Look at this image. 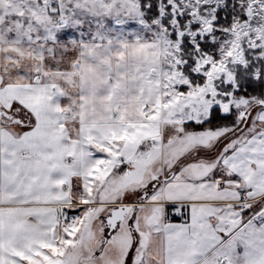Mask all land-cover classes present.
I'll return each instance as SVG.
<instances>
[{"label":"snow or ice","instance_id":"snow-or-ice-1","mask_svg":"<svg viewBox=\"0 0 264 264\" xmlns=\"http://www.w3.org/2000/svg\"><path fill=\"white\" fill-rule=\"evenodd\" d=\"M0 264H264V0H0Z\"/></svg>","mask_w":264,"mask_h":264}]
</instances>
